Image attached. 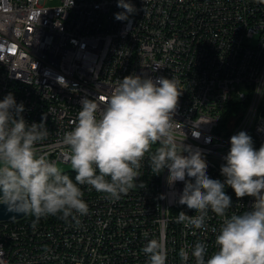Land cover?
I'll list each match as a JSON object with an SVG mask.
<instances>
[{
  "label": "built area",
  "instance_id": "built-area-1",
  "mask_svg": "<svg viewBox=\"0 0 264 264\" xmlns=\"http://www.w3.org/2000/svg\"><path fill=\"white\" fill-rule=\"evenodd\" d=\"M53 1L0 0V100L11 93L22 102L29 124L47 115L50 135L37 145L39 154L70 164L60 141L81 99L106 96L131 74L178 79L175 134L201 150L209 178L225 181L221 165L231 136L245 131L254 148L264 144V4L131 0L137 11L129 25L115 18L124 11L117 0ZM139 171L137 186L116 202L81 186L89 212L80 225L59 215L35 226L31 215L0 221V264H148L144 233L147 239L166 235V264H195L198 241L209 255L215 251L214 229L222 219L209 210L201 229L175 223L180 211L197 215L178 203L184 182L169 186L168 169L154 174L147 156ZM224 191L232 201L226 215L251 208L253 197L237 198L228 185Z\"/></svg>",
  "mask_w": 264,
  "mask_h": 264
},
{
  "label": "clouds",
  "instance_id": "clouds-1",
  "mask_svg": "<svg viewBox=\"0 0 264 264\" xmlns=\"http://www.w3.org/2000/svg\"><path fill=\"white\" fill-rule=\"evenodd\" d=\"M257 2L264 4V0ZM117 6L124 11L115 18L130 25L129 15L137 11L131 0H117ZM144 11L146 15V7ZM57 81L65 83L63 77ZM181 89L174 76L154 80L131 74L106 96L82 98L73 127L60 141L68 150L63 158L75 172L74 179L39 154L37 145L50 135L47 115L29 124L22 115L23 103L7 94L0 100V204L9 212L31 215L33 226L43 217L56 215L80 225L79 217L89 212L81 186L88 185L116 202L137 186L141 162L147 156L154 174L168 169L169 186L184 182L178 203L197 213L190 216L180 211L175 223L201 229L209 210L222 219L219 229H214L216 250L209 255L207 246L196 242L191 251L195 264H264V144L254 148L245 131L231 136L230 150L223 157L226 163L221 165L225 181L209 178L201 150L185 145L175 134L173 115ZM225 185L237 198L253 197L251 208L226 215L232 201ZM148 235L144 233L141 249L148 264H166V235L161 232L158 238L147 239ZM179 256L187 262L189 253L182 248Z\"/></svg>",
  "mask_w": 264,
  "mask_h": 264
},
{
  "label": "water",
  "instance_id": "water-1",
  "mask_svg": "<svg viewBox=\"0 0 264 264\" xmlns=\"http://www.w3.org/2000/svg\"><path fill=\"white\" fill-rule=\"evenodd\" d=\"M15 217V218H13ZM24 217L23 214L21 213H14V212H9L7 210V206L4 204H0V221H8V220H14V219H20Z\"/></svg>",
  "mask_w": 264,
  "mask_h": 264
},
{
  "label": "rangeland",
  "instance_id": "rangeland-1",
  "mask_svg": "<svg viewBox=\"0 0 264 264\" xmlns=\"http://www.w3.org/2000/svg\"><path fill=\"white\" fill-rule=\"evenodd\" d=\"M53 2H58V0H55ZM240 90L243 92H248V89L245 87L244 84L240 86ZM58 167L62 170V172H70L73 171L70 164L65 163H59Z\"/></svg>",
  "mask_w": 264,
  "mask_h": 264
},
{
  "label": "trees",
  "instance_id": "trees-1",
  "mask_svg": "<svg viewBox=\"0 0 264 264\" xmlns=\"http://www.w3.org/2000/svg\"><path fill=\"white\" fill-rule=\"evenodd\" d=\"M65 174H68L70 177H72L74 179L75 177V172L74 171H70V172H63Z\"/></svg>",
  "mask_w": 264,
  "mask_h": 264
},
{
  "label": "bare ground",
  "instance_id": "bare-ground-1",
  "mask_svg": "<svg viewBox=\"0 0 264 264\" xmlns=\"http://www.w3.org/2000/svg\"><path fill=\"white\" fill-rule=\"evenodd\" d=\"M3 221H5V220H3Z\"/></svg>",
  "mask_w": 264,
  "mask_h": 264
}]
</instances>
